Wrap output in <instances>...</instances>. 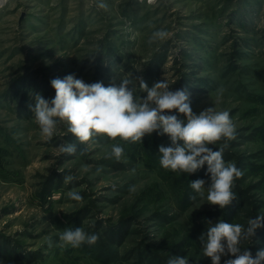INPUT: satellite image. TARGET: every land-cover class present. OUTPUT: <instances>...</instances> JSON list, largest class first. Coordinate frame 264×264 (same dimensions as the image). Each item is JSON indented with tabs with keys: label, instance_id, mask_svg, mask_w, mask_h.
<instances>
[{
	"label": "rangeland",
	"instance_id": "obj_1",
	"mask_svg": "<svg viewBox=\"0 0 264 264\" xmlns=\"http://www.w3.org/2000/svg\"><path fill=\"white\" fill-rule=\"evenodd\" d=\"M104 2L109 5L107 11L96 6L97 0H5L0 7V240L8 237L13 247L38 256L23 260L0 254V264H104L79 248L59 247L60 233L67 228L65 215L87 202L89 215L81 227L89 234L100 219L116 222L122 214H136L138 219L131 227L139 230L130 234L125 246L145 238L162 251L173 252L172 256L188 258L189 264H212L203 256L202 248L180 247V240L192 227L191 212L219 206L197 197L188 210L180 213L169 193L153 197L158 189L155 184L164 182L163 172L149 169L139 157L132 158L119 138L97 136L79 146L67 125L59 123L56 134L47 141L30 106H34L37 94L47 100L54 98L50 81L67 75L88 84L102 82L107 87L131 74L135 94L141 98L147 94L139 90L138 77L149 87L164 79L172 91L187 90L196 114L213 106L217 111L227 110L236 126V139L228 141L224 152L246 154L255 165L262 166L264 0ZM22 12L25 16L19 23ZM159 29L167 30L169 38L149 45V36ZM156 54H161L159 65L150 71L149 63ZM24 76L49 84L46 89L30 91V111L22 116L18 112L19 91L12 99L5 96L9 87ZM25 86L31 88V83ZM220 89L224 90L222 94ZM223 143L209 147L215 151ZM66 144L76 145L74 155L60 153V146ZM113 144L124 148L119 160L111 155ZM54 170L66 171L79 185L68 188L71 182L63 178L61 192L43 203L38 192ZM242 171V178L235 184L254 185L248 193L250 202H257V210L264 213V169L246 164ZM205 182L208 187L210 174ZM133 187L135 190L130 191ZM72 190L83 197L82 201L69 199L67 194ZM155 211H168L171 218L154 217ZM250 241L242 242L241 248L249 246ZM261 249L264 244L255 255Z\"/></svg>",
	"mask_w": 264,
	"mask_h": 264
},
{
	"label": "clouds",
	"instance_id": "obj_2",
	"mask_svg": "<svg viewBox=\"0 0 264 264\" xmlns=\"http://www.w3.org/2000/svg\"><path fill=\"white\" fill-rule=\"evenodd\" d=\"M96 6L105 11L109 8L104 0H97ZM169 36L167 30H155L147 43H163ZM137 79L139 90L145 92L146 97L135 94L136 87L131 74H125L118 83L113 81L107 87L102 82L85 83L74 75L52 79L50 83L55 90L54 98L47 100L37 94L34 106H30L42 137L50 141L59 123L66 124L67 131L81 144L97 136L142 144L143 138L154 132L167 135L170 145L159 146L160 165L174 172L193 174L207 164L211 182L208 187H205L203 179L190 182L195 193L190 199H206V203L219 206L220 209L229 206L237 198L233 191L235 181L243 176V171L234 161L225 162L223 158L228 141L236 139V126L230 113L227 110L217 111L213 106L196 114L191 108L190 94L186 89L172 91L164 79L149 87L142 77ZM129 85L133 87L129 88ZM223 91L220 89L219 93ZM173 111L182 114L184 119L178 118L176 114H166ZM219 141L224 143L218 150L209 147ZM59 151L74 155L77 148L75 144H66L61 145ZM123 152L122 146L112 145L111 155L117 160ZM73 179L75 177L71 175L64 177L65 182ZM134 190V187L130 189ZM67 195L73 201L83 199L76 190ZM261 227H264V213L249 219L247 227L222 219L214 226L209 222L206 232L199 237L203 256L209 257L212 264H220L222 256L228 255L235 258L225 260L224 264H264V249L253 257L248 248H241L242 242L252 240L256 230ZM59 239L61 249L67 246L79 248L85 243L95 244L99 235L89 234L81 227H69L60 233ZM48 244L52 246L51 239ZM167 264H189V260L171 256Z\"/></svg>",
	"mask_w": 264,
	"mask_h": 264
},
{
	"label": "trees",
	"instance_id": "obj_3",
	"mask_svg": "<svg viewBox=\"0 0 264 264\" xmlns=\"http://www.w3.org/2000/svg\"><path fill=\"white\" fill-rule=\"evenodd\" d=\"M160 58L161 54L154 55V57L151 59V62L149 63L150 71L157 69ZM232 67L233 65H231L229 62V70H232ZM25 77L26 76L22 77L17 82H14L9 87L8 94L6 93L5 96L8 99H12L14 95L17 96V91H19L18 112L22 116L27 115L30 111V107L28 105V96L30 91L33 88H38V90H40L44 87L46 89L47 85L49 84L47 80L35 81L30 79V77ZM28 82L31 83V88L25 86V84ZM205 82L206 81H204V83ZM178 118L184 119L183 116L181 117L179 115ZM169 139L170 138L167 135L162 136L154 132L153 134L149 135V137L147 136L146 139L143 138L144 141H142V144L139 142L133 143L131 141L120 140L126 146V150L129 155L132 156V158L139 157L149 169H158L161 174L163 172L164 175L162 174V176L164 179V184H155L158 189L154 191L153 197L160 198L163 195L165 196V193H169V196L173 197L176 202L177 210L182 213L188 210L194 202L190 199V196L195 194L190 187V182L197 179H203L206 181V177L209 174H207V164H205L201 169L193 174L174 172L170 169L165 170V168H163L159 162V146L170 145V142L166 143ZM76 143L81 146L79 142ZM223 158L226 160L232 158L237 167L241 170L246 164H249L251 168L264 169V165H255V163L251 162L250 158H248L247 155L243 153H233L229 150H226V153L224 152L223 154ZM114 162H116V164L119 163L117 160ZM66 173V171L57 172L54 170L46 177L43 183L42 191L38 192V196L43 203L50 202V200L53 198V195L62 189V180L67 176ZM76 185L79 184H76L75 181L72 180L68 185V188H72ZM161 186H163V188H161ZM253 188H255V186L252 184L246 186L241 185L240 183L237 185L234 184L233 191L236 193L237 198L226 208L220 209L219 207H215L214 209L205 210L202 212H191L189 215V223L192 225V227L189 228L187 234L180 240V247L188 245L192 248H201L202 245L200 244L199 237L206 232L209 222H211V224L214 226L222 219L227 223H239L247 226L249 219L255 218L257 215L262 214L257 210V202L256 204L250 202L251 195H248V193H251ZM64 190H68L67 187H65ZM89 210L90 206L89 202H87L75 211L67 213L63 222L67 228L70 227L75 229L76 227H81L84 224V218L89 215H87ZM153 216L161 218L162 220H168L171 218V215L168 211H155ZM137 219L138 217L136 214H122L116 222L104 221L101 219L98 220L94 224L92 233H90L98 234V241L93 245L85 243L79 247V249L89 257L104 264H167V260L174 253L162 251L161 248H157L150 244L145 238L140 239L133 245L125 246L130 234L139 230L136 227H131ZM81 228L84 229V231H87V229L84 227ZM8 239L9 238L6 237V239L4 238L0 240V254L3 257H20L23 260H33L34 258L38 257L34 256L35 252L22 250L19 247H13L12 244L9 243ZM252 241L253 244L251 243ZM249 243V246H245L243 249L248 248V250L253 254V257H255V252L259 245L264 244V227L256 230L255 236ZM234 258L235 257H232L231 255L225 256L223 258V264L225 260Z\"/></svg>",
	"mask_w": 264,
	"mask_h": 264
},
{
	"label": "water",
	"instance_id": "obj_4",
	"mask_svg": "<svg viewBox=\"0 0 264 264\" xmlns=\"http://www.w3.org/2000/svg\"><path fill=\"white\" fill-rule=\"evenodd\" d=\"M24 16H25V12H22L21 17H20V20H19V23L22 22V19L24 18Z\"/></svg>",
	"mask_w": 264,
	"mask_h": 264
},
{
	"label": "built area",
	"instance_id": "obj_5",
	"mask_svg": "<svg viewBox=\"0 0 264 264\" xmlns=\"http://www.w3.org/2000/svg\"><path fill=\"white\" fill-rule=\"evenodd\" d=\"M5 4V0H0V7Z\"/></svg>",
	"mask_w": 264,
	"mask_h": 264
}]
</instances>
